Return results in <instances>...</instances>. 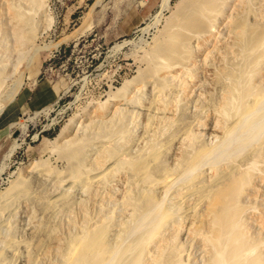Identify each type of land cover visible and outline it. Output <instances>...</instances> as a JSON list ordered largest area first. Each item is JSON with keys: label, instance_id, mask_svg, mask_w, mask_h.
<instances>
[{"label": "bare ground", "instance_id": "1", "mask_svg": "<svg viewBox=\"0 0 264 264\" xmlns=\"http://www.w3.org/2000/svg\"><path fill=\"white\" fill-rule=\"evenodd\" d=\"M0 1L2 77L3 25L18 51L45 0ZM181 3L133 88L31 163L43 191L25 176L0 192V264H264V0ZM210 88L208 122L184 120Z\"/></svg>", "mask_w": 264, "mask_h": 264}, {"label": "rangeland", "instance_id": "2", "mask_svg": "<svg viewBox=\"0 0 264 264\" xmlns=\"http://www.w3.org/2000/svg\"><path fill=\"white\" fill-rule=\"evenodd\" d=\"M164 1L45 0L44 15L34 19L27 33L33 41L20 45L18 51L13 47L10 22L3 25L10 32L4 30L1 37L11 52L0 76V192L25 176L30 177L32 190L43 191V185L29 172L31 163L42 159L55 162L57 145L62 142L56 138L61 133H67L69 127L75 130L73 123L76 129L81 123L91 129L95 105L106 98L115 100L116 96L108 94L125 82L131 80L127 86L133 88L154 43L164 35L166 21L185 8V3L178 5L181 0ZM3 22L0 17V24ZM222 26L219 22L215 30ZM173 61L170 58L168 64ZM198 62L192 59L190 64ZM18 84V90L7 99ZM208 97L201 111L185 106L184 120L207 121V108L216 101L214 88ZM20 222L18 228L23 230L19 234L30 239L31 226ZM18 261L15 264H28L24 256Z\"/></svg>", "mask_w": 264, "mask_h": 264}]
</instances>
